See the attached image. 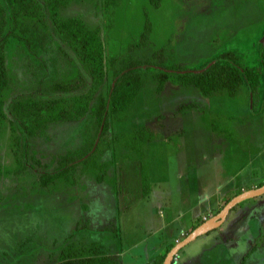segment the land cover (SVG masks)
I'll return each mask as SVG.
<instances>
[{
    "label": "rangeland",
    "instance_id": "rangeland-1",
    "mask_svg": "<svg viewBox=\"0 0 264 264\" xmlns=\"http://www.w3.org/2000/svg\"><path fill=\"white\" fill-rule=\"evenodd\" d=\"M103 1L77 0L62 16H80L90 28L101 27L108 56L146 61L159 51L169 64L201 69L231 50L243 66L261 64L264 0H161L159 8L150 0H119L112 24ZM147 23L150 40L142 49L133 48ZM59 46L74 57L56 37L38 58L13 45L9 64L18 87L28 85L39 63L45 64L42 76L50 78ZM64 70L60 62L59 72ZM154 73L141 71L142 91L129 111L111 119L104 140L108 147L98 164L70 176L76 185L59 180L44 188L40 176L54 171L57 155L81 146L88 119L56 125L46 137L27 139L28 168L20 172L10 123H0V264H57L68 247L84 254L104 253L120 264H153L150 260L165 245L191 233L187 229L198 215L214 208L212 217L218 214L219 198L261 180L253 174L262 172L264 156L249 157L264 151V110L247 84L234 96L206 97L193 87L173 84L159 94ZM109 84L110 79L106 88ZM136 130L150 141L139 147L124 140L112 143L115 136ZM219 131L237 143L233 152L223 153L224 159L215 153ZM246 256V264H264V196L238 205L221 228L187 245L174 263L242 264Z\"/></svg>",
    "mask_w": 264,
    "mask_h": 264
},
{
    "label": "trees",
    "instance_id": "trees-1",
    "mask_svg": "<svg viewBox=\"0 0 264 264\" xmlns=\"http://www.w3.org/2000/svg\"><path fill=\"white\" fill-rule=\"evenodd\" d=\"M75 1L0 0V123H10L17 146V171L28 168L24 162L29 152V145L25 142L27 139L46 137L50 128L56 125L80 123L88 119L81 146L56 156L54 171L40 176L42 187L48 188L59 180L76 185L77 181L70 180V176L77 177L82 169H91L98 164L99 154L108 147L104 140L111 130V119L129 111L143 89V69L152 70V73L157 71L152 78L158 84L159 94L173 84L193 87L206 97L223 93L234 96L242 85L247 84L251 94L261 100L264 53L261 54L260 65L243 66L236 51L225 50L201 69L189 68L186 63L169 64L165 54L159 51H154L146 61L131 55L108 56L101 27L90 28L80 16H62V11ZM150 2L156 8L160 7L161 0ZM118 4L119 0L103 1L104 14L110 24L113 23ZM151 30V24L147 23L140 41L133 48L146 47ZM54 37L61 40L74 57L59 46L51 61L53 75L43 77L45 64L39 63L37 72H31L33 77L28 85L18 87L9 64L12 46L17 44L29 55L38 58L40 53L49 51ZM60 62L65 66L62 74L59 72ZM109 79L110 84L106 88ZM123 140L132 147L150 141L145 139L142 130H136L115 136L112 143L117 145ZM232 198H225L218 212ZM2 200L0 187V204ZM175 245L172 243L165 248L153 264H163ZM60 259L57 264H120L104 253L84 254L69 247L62 250ZM246 261L247 257L242 264H246Z\"/></svg>",
    "mask_w": 264,
    "mask_h": 264
},
{
    "label": "water",
    "instance_id": "water-1",
    "mask_svg": "<svg viewBox=\"0 0 264 264\" xmlns=\"http://www.w3.org/2000/svg\"><path fill=\"white\" fill-rule=\"evenodd\" d=\"M262 196H264V184L258 188L245 191L235 196L217 215L198 226L182 241L177 242V244L167 254L163 264H174L176 257L183 248L195 241L197 238L206 235L213 230L221 228L231 210L236 206L245 201L256 199Z\"/></svg>",
    "mask_w": 264,
    "mask_h": 264
},
{
    "label": "crops",
    "instance_id": "crops-1",
    "mask_svg": "<svg viewBox=\"0 0 264 264\" xmlns=\"http://www.w3.org/2000/svg\"><path fill=\"white\" fill-rule=\"evenodd\" d=\"M262 88L264 89V83H263V86H262ZM263 89H262V91H263ZM262 101V102H261ZM261 101H260V103L262 104V108L261 109H263L264 110V97H262L261 96ZM215 140H217L218 142H219V144H218V148H215V153H216V156H217V158H219V159H224V152H233L236 148H234L236 145H237V143L235 142V141H233V139H230V138H227V137H223V131H219L218 132V135H217V138L215 139ZM240 150V149H239ZM243 152V151H242ZM245 155V159L246 160H248V157H249V153L247 152V153H245L244 154ZM262 156H264V151L263 152H260V154L258 155V156H256V157H254V158H252V157H249V160L251 161L252 159H257V158H260V157H262ZM232 157V156H231ZM264 158V157H263ZM248 160V161H249ZM263 162H264V159H263ZM260 166V165H259ZM263 169V170H262ZM262 172H260V169L257 171L256 170V172L253 174V176H255V178L254 179H256V177L258 176V175H260V178H261V180L259 181V182H256V183H252V188H250V189H241V190H239V191H237L236 193H237V195H239V194H241V193H243V192H245V191H248V190H251V189H255V188H258V187H260V185H258V184H261V183H263L264 184V168L262 167ZM232 179L230 178V180L229 181H231ZM262 186V185H261ZM235 193V194H236ZM229 195V194H228ZM228 195L225 197V198H227L228 197ZM237 195H233V198L235 197V196H237ZM210 198H213L212 196H210ZM225 198H219L218 200H217V202H216V208H219V206L223 203V200L225 199ZM232 198V199H233ZM231 199V200H232ZM204 200H208V198H205ZM203 200V201H204ZM230 200V201H231ZM205 201V202H206ZM242 204V203H241ZM240 205V204H239ZM226 206V205H225ZM224 206V207H225ZM223 207V208H224ZM237 207V206H236ZM235 207V208H236ZM234 208V209H235ZM234 209H232V210H234ZM214 210H215V208L213 209V210H211L209 213H207V214H201V215H198L195 219H193V221H192V223H191V227H188V229L187 230H192L193 228H194V230L198 227V226H200L201 224H203L205 221H207V220H209L210 218H212V212H214ZM218 210V209H217ZM231 210V211H232ZM230 214V213H229ZM217 215V214H216ZM229 216V215H228ZM214 217V216H213ZM228 218V217H227ZM227 220V219H226ZM225 220V221H226ZM225 223V222H224ZM223 223V224H224ZM222 227V226H221ZM214 231V230H213ZM212 232V231H211ZM210 233V232H209ZM208 233V234H209ZM181 235H183V234H181ZM207 235V234H206ZM180 237H176L175 238V241H174V243H176L177 244V240L179 239ZM183 238V237H182ZM181 238V239H182ZM183 240V239H182ZM173 243V242H172ZM170 244H168V245H165L164 246V249L157 255V256H159V255H161L163 252H164V250H165V248H167L168 246H169ZM66 247H68V245L66 246ZM161 247V246H160ZM108 256H110V255H108ZM157 256H154L150 261L152 262V260H153V262H154V260H155V258L157 257ZM112 257V256H111ZM247 257V256H246ZM246 257H244V258H246ZM112 258H115V257H112ZM243 258V259H244Z\"/></svg>",
    "mask_w": 264,
    "mask_h": 264
},
{
    "label": "built area",
    "instance_id": "built-area-1",
    "mask_svg": "<svg viewBox=\"0 0 264 264\" xmlns=\"http://www.w3.org/2000/svg\"><path fill=\"white\" fill-rule=\"evenodd\" d=\"M177 260V257H176V259H175V261Z\"/></svg>",
    "mask_w": 264,
    "mask_h": 264
},
{
    "label": "clouds",
    "instance_id": "clouds-1",
    "mask_svg": "<svg viewBox=\"0 0 264 264\" xmlns=\"http://www.w3.org/2000/svg\"><path fill=\"white\" fill-rule=\"evenodd\" d=\"M182 241V240H181Z\"/></svg>",
    "mask_w": 264,
    "mask_h": 264
}]
</instances>
